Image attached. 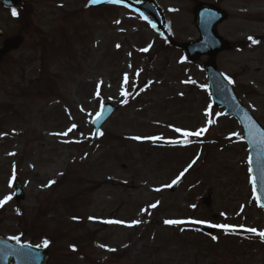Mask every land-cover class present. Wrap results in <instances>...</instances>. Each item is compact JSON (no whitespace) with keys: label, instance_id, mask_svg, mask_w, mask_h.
Returning <instances> with one entry per match:
<instances>
[{"label":"rangeland","instance_id":"rangeland-1","mask_svg":"<svg viewBox=\"0 0 264 264\" xmlns=\"http://www.w3.org/2000/svg\"><path fill=\"white\" fill-rule=\"evenodd\" d=\"M157 1L176 44L199 39V3L227 12L218 33L232 50L217 65L264 127V0ZM17 13L0 7V48L20 37L0 61V202L11 197L0 234L47 240L48 264H264L263 239L246 231H264L249 150L237 121L212 107L207 58L190 61L124 7L26 0ZM105 101L119 109L94 140ZM207 223L236 231L207 238L197 228Z\"/></svg>","mask_w":264,"mask_h":264},{"label":"water","instance_id":"water-1","mask_svg":"<svg viewBox=\"0 0 264 264\" xmlns=\"http://www.w3.org/2000/svg\"><path fill=\"white\" fill-rule=\"evenodd\" d=\"M21 1L0 0V5L6 8H15ZM104 3L125 5L129 10L139 14L157 33L163 35L167 32L165 16L155 0H118V2L99 0L95 4L92 3V5L99 6ZM193 13L195 26L201 36L198 41L178 46L186 51L192 61H196L204 55L210 57V61L204 65V69L207 72V77H209L213 105L215 107L226 108L225 115L234 117L239 121L243 129V140L249 145L252 179L255 190L258 193L259 204H264V128L246 107L242 106L229 80L220 73L215 61L218 54L230 49L229 43L217 33L218 26L227 19V14L211 5H199L194 9ZM2 35L3 33L0 32V37ZM16 44L17 42L15 40L6 41L5 49L0 53L6 54ZM116 111L117 106L115 107L111 102H105L102 112L99 115V121L97 123L92 122L94 139L100 136L101 129L116 114ZM183 182V179L174 182L171 187V192L174 193ZM15 193L14 199L17 202L23 201L25 193L20 182L16 183ZM210 204L211 198L209 197L205 200V205L210 206ZM199 228L207 236L215 232V229L210 226H200ZM49 259L50 251L48 247L40 248L28 244L21 245L0 235V264H48Z\"/></svg>","mask_w":264,"mask_h":264},{"label":"snow or ice","instance_id":"snow-or-ice-1","mask_svg":"<svg viewBox=\"0 0 264 264\" xmlns=\"http://www.w3.org/2000/svg\"><path fill=\"white\" fill-rule=\"evenodd\" d=\"M99 2V0H92V3H97ZM110 2H118V0H110ZM12 15L13 16H17L18 13L15 9L12 10ZM250 40H252V43L253 44H258L259 41L249 37ZM117 47H119V45H117ZM148 49L145 48L143 49V51H147ZM230 83H232V81L230 80L229 81ZM125 83H127V76H125ZM125 95H127V93H124ZM100 117L97 116V119L93 121V123H97L99 121ZM209 123H211V121H209ZM75 127V126H73ZM71 130V129H70ZM176 132H181L180 129H175ZM208 131V128L205 127V128H202L200 129L199 131H196V132H190V131H183L181 132V135L184 136V137H191V136H201L203 133H206ZM67 134V133H65ZM100 135H103V133H100ZM134 139H139L138 137L134 138ZM154 139H163V138H154ZM190 141H184L183 143L187 144L189 143ZM168 143L170 144H179L181 143V141H175V140H170L168 141ZM52 183H55V181H52ZM160 189H157V191H159ZM8 200H11V197H7L3 202H0V207H3V205L5 203L8 202ZM262 207H264V204H261ZM150 207L152 208H156L157 207V204H153L151 205ZM105 223H109V224H119V223H122L121 221H113V220H109V221H105ZM135 223H139V222H135ZM165 224L167 225H180V224H183L185 223V221H182V220H165L164 221ZM193 223H198L196 221H193ZM210 227H218V228H221L224 230L225 234H230L231 232H235L236 229L231 227V226H228V225H224V224H221V225H210ZM246 231L252 233L253 235H258L259 237H261L262 239H264V231H258L257 229H246ZM213 239H216V237H213ZM17 240V243H19V237L16 238ZM49 244V242L47 240L44 241V244L43 246L44 247H47ZM73 250L75 251V248H73ZM112 251H114V249H111Z\"/></svg>","mask_w":264,"mask_h":264},{"label":"flooded vegetation","instance_id":"flooded-vegetation-1","mask_svg":"<svg viewBox=\"0 0 264 264\" xmlns=\"http://www.w3.org/2000/svg\"><path fill=\"white\" fill-rule=\"evenodd\" d=\"M26 1V0H25Z\"/></svg>","mask_w":264,"mask_h":264}]
</instances>
